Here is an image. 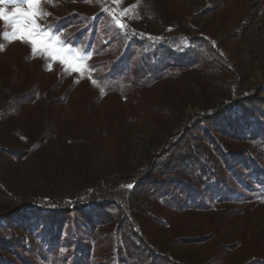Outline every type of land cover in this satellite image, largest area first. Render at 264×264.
Returning <instances> with one entry per match:
<instances>
[{
	"label": "rangeland",
	"instance_id": "374dc122",
	"mask_svg": "<svg viewBox=\"0 0 264 264\" xmlns=\"http://www.w3.org/2000/svg\"><path fill=\"white\" fill-rule=\"evenodd\" d=\"M105 7L126 10L124 31ZM42 8L50 15L38 23L51 26L53 33L60 30V39H70L73 48L90 49L91 58L83 65L93 70L83 77L68 74L59 61L43 54L33 58L30 46L0 35V217L38 199L50 206L62 202L89 209L91 194L118 181L122 186L115 195L121 198L134 186L124 180L143 174L187 118L235 102L238 88L252 91L264 84V0H122L116 6L111 0H43ZM99 17L101 30L89 48L84 31L94 26L89 20ZM10 31L0 21V34ZM201 37L221 58L218 69L182 68L150 85L135 82V75L125 80L129 66L103 72L106 63L117 60L124 42ZM228 145L247 148L242 142ZM244 193L238 201L208 210L147 196L148 207L136 217L129 206L123 211L156 252L178 264H262L264 190ZM86 223L80 221L75 230L84 236L90 264H107L117 246L114 226L90 232ZM6 224L0 219V229ZM73 231L70 220L64 222L53 234V245L42 233L26 232L20 225L13 233L26 242L31 254L24 255L33 263L61 264ZM39 241L46 256H41ZM8 257L10 264H21L14 255Z\"/></svg>",
	"mask_w": 264,
	"mask_h": 264
},
{
	"label": "trees",
	"instance_id": "16d2710c",
	"mask_svg": "<svg viewBox=\"0 0 264 264\" xmlns=\"http://www.w3.org/2000/svg\"><path fill=\"white\" fill-rule=\"evenodd\" d=\"M99 23H103L102 17L89 20L93 28L84 31V36L77 33L78 37L82 35L89 39V48L101 30L96 27ZM111 36H117V32ZM185 42H189V46H185ZM120 50L115 62L102 67L103 72L111 67L109 70L113 74L118 66L121 69L129 66L130 72L125 80L135 75V82L143 81L146 85L169 77L175 70L197 65L218 69L221 62L219 55L202 37L195 40L174 38L160 43L136 39L128 44L122 43ZM234 93L235 102L224 104L212 113L187 118L143 174L124 180L134 186L122 191L121 198L115 195L122 186L118 181L91 194L89 199L93 207L89 209L82 206L72 209L62 202L50 206L38 199L27 207L2 215L0 219L7 226L0 229V249L3 252L0 264H10V254L21 264H35L24 255L25 252L31 254L26 242L13 233L19 225L26 232L42 233L45 242L50 241L53 245L57 239L53 235L55 230H62L67 220L74 231L70 252L61 264H90V251L81 243L84 236L75 230L80 221L90 223V232H95L98 226H114L117 246L107 264H178L169 256L156 252L123 209L129 206L136 217L140 208L148 207L149 196L180 208L208 210L224 201H238V195L245 196L244 192L249 190H264V84L252 91L238 88ZM230 142H242L247 148H230ZM49 234L52 235L47 239ZM39 245L41 256H46L49 252H44V242L39 241Z\"/></svg>",
	"mask_w": 264,
	"mask_h": 264
},
{
	"label": "snow or ice",
	"instance_id": "6c2138e0",
	"mask_svg": "<svg viewBox=\"0 0 264 264\" xmlns=\"http://www.w3.org/2000/svg\"><path fill=\"white\" fill-rule=\"evenodd\" d=\"M42 3L43 0H0V21H3L11 29L10 32L0 35L9 43L19 42L30 46L33 58L43 54L50 60L59 61L68 74L76 73L83 77L86 70H93L83 65V61L91 58V50L75 49L72 47L70 39L68 41L60 39V30L53 33L50 31L51 26L42 27L38 21L42 17L50 15L43 10ZM121 3L122 0H111L113 6ZM5 5H12V9L8 10ZM103 10L106 14L111 15L115 25L121 31L127 28V25L122 21V17L126 15L125 9L117 12L114 7H105ZM132 31L134 32V30ZM3 50L4 46L0 45V51ZM81 51L82 55H80ZM77 56H79V62H77ZM48 70H52L51 65ZM91 82L96 84L95 79H92ZM128 187L131 188L132 185L129 184Z\"/></svg>",
	"mask_w": 264,
	"mask_h": 264
}]
</instances>
